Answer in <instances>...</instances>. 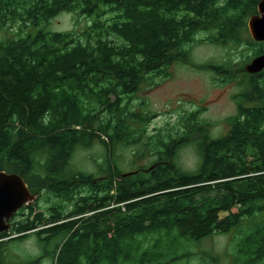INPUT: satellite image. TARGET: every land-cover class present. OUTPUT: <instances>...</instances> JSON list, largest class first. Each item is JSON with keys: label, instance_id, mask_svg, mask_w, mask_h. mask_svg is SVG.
<instances>
[{"label": "trees", "instance_id": "trees-1", "mask_svg": "<svg viewBox=\"0 0 264 264\" xmlns=\"http://www.w3.org/2000/svg\"><path fill=\"white\" fill-rule=\"evenodd\" d=\"M260 2L0 0V32H9L0 38V171L20 175L48 206L46 215L31 206L26 219L23 207L0 238L32 231L53 264H176L191 258L190 244L234 233V264H264V70L208 65L224 82L240 74L247 83L227 132L198 142L194 171L175 158L206 132L198 113L177 137H147L155 115L131 108L143 85L169 78L205 38L246 47L247 65L262 55L264 43L246 39ZM63 13L87 26L47 29ZM96 142L106 148L97 176L72 164L77 148ZM118 145L154 160L122 173Z\"/></svg>", "mask_w": 264, "mask_h": 264}, {"label": "rangeland", "instance_id": "rangeland-1", "mask_svg": "<svg viewBox=\"0 0 264 264\" xmlns=\"http://www.w3.org/2000/svg\"><path fill=\"white\" fill-rule=\"evenodd\" d=\"M87 23L85 18H79L74 13H63L53 19L47 29L60 32H81ZM7 36H9L8 31L0 32V38ZM203 38L205 35L199 36V39ZM205 39L204 42L189 47L188 62H176L169 71L170 77L156 78L155 86H150V82L143 85L131 103L133 110L155 115L147 127V137L157 132L160 135L172 132L174 137H177L178 133L190 130V126L186 124V117L190 113H198L197 121L199 124L207 125L206 132L203 136H193L191 139L193 141L182 146L175 158L177 165L185 171H194L200 165L198 142L221 137L227 132L228 126L225 120L237 112L234 96L242 92L247 83L241 80L240 74L235 73L236 79L224 82L223 74L208 68V65L220 66L227 61L232 70L237 71L248 63L246 47H237L232 44L214 45ZM246 39L255 42L249 28ZM135 152L136 148L124 145L114 148L113 157L117 160L122 173L133 171L136 168H146L154 160L146 151L143 154L145 157L137 159ZM105 154L106 148L99 142L91 147H79L75 151L72 164L79 170L97 176L100 164L98 161L103 163ZM31 204L32 207H36L37 214L39 212L48 214V206L44 203L37 205L34 200ZM226 215L227 213H221L220 218ZM17 221L16 218L14 222ZM16 238L17 235L11 233L7 238L0 240V264H53L54 259L46 257L49 256L46 248L35 234L28 235L22 241L9 240ZM233 243H235L234 233L207 236L199 243L189 245L191 258L176 264H234ZM53 248L54 245H52Z\"/></svg>", "mask_w": 264, "mask_h": 264}, {"label": "water", "instance_id": "water-1", "mask_svg": "<svg viewBox=\"0 0 264 264\" xmlns=\"http://www.w3.org/2000/svg\"><path fill=\"white\" fill-rule=\"evenodd\" d=\"M248 28L255 42L264 43V0L258 5V14L249 19ZM245 70L250 74L264 70V46L263 54L246 65ZM35 198L20 175L0 171V234L11 230L12 219Z\"/></svg>", "mask_w": 264, "mask_h": 264}, {"label": "flooded vegetation", "instance_id": "flooded-vegetation-1", "mask_svg": "<svg viewBox=\"0 0 264 264\" xmlns=\"http://www.w3.org/2000/svg\"><path fill=\"white\" fill-rule=\"evenodd\" d=\"M38 198L36 197L34 200L36 201ZM33 200V201H34ZM32 201V202H33ZM31 202L30 203H28L26 206H27V208H26V210H25V212H24V215H25V219L28 217V216H30V209L32 208L31 207ZM40 213V212H39ZM19 214V213H18ZM17 215V214H16ZM42 228V227H41ZM12 229V228H11ZM42 229H44V228H42ZM9 232H11V230L9 231ZM34 232H32V231H29L28 232V234L27 235H30V234H33ZM0 239H5V238H0Z\"/></svg>", "mask_w": 264, "mask_h": 264}]
</instances>
